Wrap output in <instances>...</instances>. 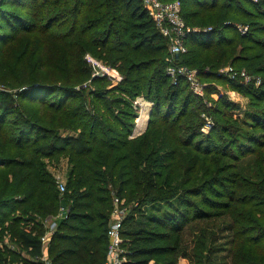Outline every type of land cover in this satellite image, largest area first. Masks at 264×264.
<instances>
[{"label":"trees","instance_id":"1","mask_svg":"<svg viewBox=\"0 0 264 264\" xmlns=\"http://www.w3.org/2000/svg\"><path fill=\"white\" fill-rule=\"evenodd\" d=\"M178 2L187 26L211 28L189 32L186 50L175 55L198 79H217L240 43L264 50V0ZM2 25L10 32L0 28V264H42L44 250L51 264H104L113 198L127 208L126 264L208 263L225 232L230 256L218 264H264V133L220 126L228 144L210 143L223 139L211 133L204 143L203 104L189 110L185 79L168 84L167 38L139 0H1ZM262 51L241 60L263 72ZM87 55L120 73V86H83L98 76ZM246 87L255 103L264 99V81ZM118 91L124 96H112ZM137 94L152 107L147 126L131 137L134 122L123 117L134 120L128 98ZM244 113L234 120L264 127L259 110ZM60 207L64 216L44 246L40 237Z\"/></svg>","mask_w":264,"mask_h":264},{"label":"rangeland","instance_id":"2","mask_svg":"<svg viewBox=\"0 0 264 264\" xmlns=\"http://www.w3.org/2000/svg\"><path fill=\"white\" fill-rule=\"evenodd\" d=\"M256 2L257 0H252V2ZM24 14H29V10L27 9H22L21 11ZM246 21L249 20H254L253 17H248L245 19ZM242 25V26H247V25H243V24H236V27ZM1 30H7L9 31L5 25H2ZM10 32V31H9ZM22 33V31L16 33L17 36H20V34ZM9 34V33H8ZM25 35H27V33H24ZM231 36H234V38H236L235 40L237 42H239L238 38L239 36L236 35L235 33H230ZM241 34V33H240ZM260 38H264L263 35H260ZM26 38V37H24ZM262 40V39H261ZM245 44H250V46H253L254 49L250 50V49H246L243 50L242 47L246 46ZM253 43H240L239 46L237 47V50L235 51V55L233 56L234 59H231V57H225L224 58V62H222L217 68H216V75H217V79L212 78V79H198L197 78V82L200 85L201 90H198V92H196L195 90H193V88L191 87V85L187 82V80H185L189 87H186L187 90H189L190 92V107L189 110H193L197 105L203 104V106H200L199 110H200V117L203 118V123L201 124L200 127V132L203 134L202 139L204 141V143L206 142V138L205 135L207 136L209 133L213 134L211 136L216 137V136H221L223 139L221 141L218 140H212V137L209 138V142L213 143L215 146H219V147H223V145H227L228 144V140L226 139L227 135H225L223 132L220 131V126H229L231 127V131L232 134L234 133H238L240 136L243 134V132H248L247 134H250L252 136H258L256 134H262L264 133V127H251V126H242L237 120H234L236 118H244L245 117V113L247 112V110L251 107L255 108L256 110L260 111V114L263 115L262 117H264V99H262V97H258L257 101H259V103H255V98L252 97L250 95V93L253 91L252 88L246 87V86H251V87H256V86H260L261 84H263L264 80V71L260 72V73H256L250 69L247 68V65H252L250 63V59H247L245 61H242V58H250L251 56H253L256 53L261 52L263 49L258 47L257 44H253ZM30 50V49H29ZM19 50H15L12 52L10 59L13 60V62L15 61V59L19 58L18 55ZM262 53L264 54V50L262 51ZM177 55V54H176ZM171 57V56H170ZM232 57V58H233ZM171 60V64L175 65V66H186L183 61L177 57V56H172L170 58ZM257 60V59H256ZM256 60H252V63L254 64L256 62ZM247 64V65H246ZM102 69L98 68V72L99 73H103V74H98L97 78L95 79L96 81H86L83 82V86H87L88 89L90 90H94V89H99V88H106V89H113L115 87L120 86V82H121V75L120 73H118L115 69L112 68H108L104 65L101 64ZM187 67V66H186ZM208 66H206L205 68H207ZM106 68V70L104 69ZM191 70H195L193 68L188 67ZM228 68H232L233 71L235 72V76L234 77H230L231 76V72H228L227 69ZM243 70L249 77L250 80H243V77H241L240 75V71ZM208 71V69H205L203 72ZM226 77L227 79H222L221 77ZM239 80H236L238 79ZM235 79V80H233ZM232 80V81H230ZM88 82V84H87ZM168 84H170L171 86L176 85V83L178 82V80H175L172 76H168L167 79ZM208 84H210L211 86H213V89H209V90H204V87H206ZM77 88V87H75ZM166 86L163 88V90H165ZM124 96V93L118 91V92H114L112 93V96ZM129 102L132 103L133 107L135 108V112H136V116L133 119H129L128 117H123L121 114L120 116L124 118V120L126 122L132 120V122H134L135 124V120L139 118V120L141 121V125L144 124L145 127L147 126V122L150 119L149 117V113L152 107V102L150 100H148L147 98H145L143 96V94H137L134 97H129L128 98ZM138 100V104H135V101ZM221 101V102H218ZM180 104V100L178 102V105ZM180 106V105H179ZM178 106V107H179ZM124 110L123 107H120ZM214 110V112H213ZM229 110V111H228ZM228 111V112H227ZM226 112V113H225ZM247 121L248 122H254L253 119L250 117V113H247ZM152 120H154V118H152ZM133 124V128L131 131L130 136L133 137L135 136L139 131H135L137 129H139V125H137L136 127ZM140 124V123H139ZM144 126H141L140 130H143L145 128ZM240 128V129H239ZM239 131H235L238 130ZM250 132V133H249ZM253 132V133H252ZM200 135L194 137L192 140H194L195 138H201ZM247 137H249L247 135ZM247 137L244 136V138L247 140ZM264 145V143H263ZM262 145V146H263ZM234 146V145H233ZM226 159V158H225ZM243 168L245 170H248L249 168V163L244 162L243 163ZM63 182V180H60ZM227 186V185H225ZM160 229H163L164 227H159ZM228 232H225L223 235H217V241L213 243L214 246V250H216V252L214 253V255H212L210 257V262H202L199 264H218V262H221L220 260L226 261L229 260V256H230V249H231V245H230V237L228 235ZM5 237V236H4ZM5 239L7 238H4ZM5 243H7L5 241ZM9 243V242H8ZM10 246V245H9ZM12 246V245H11ZM225 256V259L223 258ZM153 260V259H151ZM154 261V260H153ZM157 263V262H156ZM196 264L195 262L192 263H188V261L186 259L183 258H178L177 264Z\"/></svg>","mask_w":264,"mask_h":264},{"label":"built area","instance_id":"3","mask_svg":"<svg viewBox=\"0 0 264 264\" xmlns=\"http://www.w3.org/2000/svg\"><path fill=\"white\" fill-rule=\"evenodd\" d=\"M142 4V7L146 10L147 14L153 19L156 27L160 30L161 34L167 38V50L171 54V57L183 53L186 50V46L184 45V37L189 33L193 32L198 28H192L186 25L184 20L180 15V5L178 0L171 1H162V0H139ZM247 29V26L239 25L237 26V30L243 34ZM204 31V30H203ZM170 57V58H171ZM170 58L167 60V65L165 67V72L169 76H172L175 80L178 78H183L187 80V82L191 85L193 90L198 92L201 90L199 83L197 82L196 70H191L186 66H175L171 64ZM87 61L94 68H101V64L95 61L90 56H86ZM106 70V68H104ZM228 72H231L230 77H234L236 74L232 68L227 69ZM95 74H103L95 71ZM241 77L243 80H250V77L243 71H240ZM6 90V88L0 84V91ZM135 104H138V100L135 101ZM140 123V124H139ZM139 125V129L135 131H139L140 133L141 121L138 119L135 120L134 126ZM58 188L60 191L64 189V183L59 182ZM113 208L109 216V222L106 229L107 236V250H106V260L104 264H126L127 258L125 256V249L122 246V236L120 234V230L122 228L123 218L127 212L126 206L123 205L122 200L118 198H113ZM64 208L60 207L59 213L52 217V220L46 225L47 229L45 233L40 237V240L44 246L46 242L50 239L51 234L56 226V218H60L64 216ZM44 250V249H43ZM42 252L41 260L42 264H51L47 255ZM147 264H158L153 260H149Z\"/></svg>","mask_w":264,"mask_h":264},{"label":"water","instance_id":"4","mask_svg":"<svg viewBox=\"0 0 264 264\" xmlns=\"http://www.w3.org/2000/svg\"><path fill=\"white\" fill-rule=\"evenodd\" d=\"M1 1V0H0ZM211 28L210 27H207V28H203V29H196V30H194V31H200V30H204V31H208V30H210ZM193 31V32H194Z\"/></svg>","mask_w":264,"mask_h":264},{"label":"crops","instance_id":"5","mask_svg":"<svg viewBox=\"0 0 264 264\" xmlns=\"http://www.w3.org/2000/svg\"><path fill=\"white\" fill-rule=\"evenodd\" d=\"M141 126H144V127H145V125H144V124H142ZM140 129H141V128H140ZM141 131H142V130H141ZM141 131H140V132H141ZM136 135H137V134H136ZM44 253H45V252H44ZM45 254H46V253H45ZM180 264H181V263H180Z\"/></svg>","mask_w":264,"mask_h":264}]
</instances>
